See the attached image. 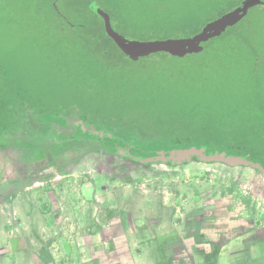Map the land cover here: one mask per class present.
I'll return each instance as SVG.
<instances>
[{
    "label": "rangeland",
    "instance_id": "obj_1",
    "mask_svg": "<svg viewBox=\"0 0 264 264\" xmlns=\"http://www.w3.org/2000/svg\"><path fill=\"white\" fill-rule=\"evenodd\" d=\"M91 1L105 9L116 31L143 40L190 34L162 25L170 18L201 24L240 0H180L163 10L128 0H60L59 6L68 22L89 20L98 29L99 19L87 7ZM48 6V0H0V78L3 83L7 79L11 89L1 92L0 99L8 102L2 106H7L6 112L16 111L0 131L2 137L50 138L55 133L37 135L49 125L43 119H50L53 108L64 112L70 105L84 120L81 114L117 121L156 138L191 139L204 136L159 125L173 119L216 124L227 114L236 115L237 107H247L252 110L246 120L256 122H245L235 131L240 136L264 135V4L252 7L242 21L259 50L263 73L258 85L233 46L223 48L221 64L211 77L182 63L176 67L178 77L169 71L142 72V65L133 67L104 35L103 47L111 54L100 58L88 42L99 30L79 26L69 37L72 29L52 16ZM117 62L125 66L118 73L102 68ZM32 106L45 111L40 121L26 115L25 109ZM15 123L22 133L11 132ZM71 155L67 151L58 160ZM77 162L73 174L64 176L35 170L22 179L0 173V215L10 204L34 216L50 213L52 225H58L61 215L65 230L79 223V228L102 231L100 241L117 250L126 245L140 248L142 264L152 255L159 264H264V183L250 170L200 163L144 168L89 155L79 156ZM86 189L90 201H84ZM93 214L96 219L89 218ZM35 223L42 225L40 218Z\"/></svg>",
    "mask_w": 264,
    "mask_h": 264
},
{
    "label": "water",
    "instance_id": "obj_2",
    "mask_svg": "<svg viewBox=\"0 0 264 264\" xmlns=\"http://www.w3.org/2000/svg\"><path fill=\"white\" fill-rule=\"evenodd\" d=\"M261 4H264V0H241L233 8L206 21L195 33L143 40L132 39L116 31L109 14L95 1L89 3V8L102 19L105 35L128 59L137 61L157 53L183 57L201 52L204 42L221 35L229 27L241 21L252 7ZM58 119L63 120V123H70L76 130L69 133L59 132L46 139L22 136L10 140L0 134L1 175H6L5 173L8 172L15 178L24 179L31 177L35 170L55 171L59 176L73 174L78 157L89 155L114 157L127 165H139L144 168L152 165L176 167L200 163L248 169L264 183V166L241 155L224 150H212L206 145L143 148L136 145L134 138L106 129L98 130L81 119L52 116V120L60 124ZM67 151H71L72 155L59 161L58 158Z\"/></svg>",
    "mask_w": 264,
    "mask_h": 264
},
{
    "label": "trees",
    "instance_id": "obj_3",
    "mask_svg": "<svg viewBox=\"0 0 264 264\" xmlns=\"http://www.w3.org/2000/svg\"><path fill=\"white\" fill-rule=\"evenodd\" d=\"M88 10H91L89 8V4H88ZM93 15L96 16L94 13ZM217 16L218 15H216L215 17ZM96 17L98 19L100 18L98 16ZM215 17H211L210 19H213ZM242 21L243 19L239 21L237 24L229 27L221 35L214 37L208 40L207 42H204L203 50L201 52L188 54L183 58L174 57L167 53H157L155 55H150L148 57L140 58L139 60L134 62L128 59L112 42V40L105 35L103 29V22L101 20H99L98 29L92 23L91 24L87 22L85 23L87 27L91 29L96 28L99 31L94 35L92 39L88 40L87 38H85L84 41L88 40V42H91L94 45L93 50H97L98 56H100V58H105L111 54V51H108L103 47V40L101 39L100 36L104 35V37L108 38L113 43L116 50L119 51L126 59H128L130 64H133V67L134 64L142 65L141 66L142 72L155 71V70L169 71L172 74L171 75L172 77L179 76L176 67L181 63L185 67L190 66L192 69L195 70H202L203 72L206 71L209 73L207 74V76L211 77L213 71L218 69L221 64L220 62L222 61L221 55L223 48H225L226 46H233L234 49L237 50L238 54H240V56L244 58L245 63H247L248 73L250 74L252 83L258 85L260 83L259 77H261V74L263 73L261 65L259 64V58H258L259 50L249 40L248 31L244 28L246 26L243 24ZM202 25H200L197 28L194 27L188 32L190 34L195 33L200 29ZM183 27H187V26L183 25ZM230 28L232 29L229 30ZM81 43H82V48L85 51H87L88 50L86 48L87 46L85 45L86 46L85 47L82 41ZM109 67L115 69L116 70L115 73H118L125 66L120 62L102 66V68L105 69H109ZM2 86L4 91L11 92V89L9 88V81L7 79L5 80ZM250 110H252V108H250ZM250 110L249 108L246 107L243 111H240L238 110L237 107V113L235 112L236 115L230 116L229 114H227L226 117L224 116L225 120L216 124L211 123V124L202 125L201 123L196 122L195 120L182 121L180 119H173L171 123L159 125L168 128L172 127L177 129L191 130L192 133L202 134L204 136V138L202 139H191L190 137L156 138L144 132L143 130L142 132L138 133L134 131L132 127L125 128L124 126L120 125L117 121H113V120L107 121V118H103V117L94 119L81 114L82 116H84L85 120L82 119L81 117H78L77 119H81L85 123L92 124L98 130L106 129L114 133H118L119 135L125 137L134 138L136 145L142 146L143 148L162 147V146L185 147L190 145H197V146L206 145L208 146L209 149L224 150L231 154L241 155L248 159L259 162L264 166V135L254 134L250 132V135L240 136L235 131V128L237 126L246 124L245 122L247 123L256 122V120H251V119L246 120L245 117L249 115V113L251 112ZM256 111L258 110L256 109ZM54 113L56 112H53L50 119H44V120L52 124V123H57L52 120V116H57V117L64 116L67 119H71L66 114L63 113L54 114ZM40 114L41 113H39V116ZM175 116L180 117L181 114L177 113ZM57 121H59L61 126L65 128L69 127V130L64 131L66 133L76 130L70 123H63L62 122L63 120L60 119H58ZM64 124L66 125L64 126ZM59 131L60 130L58 129L52 133L57 134L59 133Z\"/></svg>",
    "mask_w": 264,
    "mask_h": 264
},
{
    "label": "crops",
    "instance_id": "obj_4",
    "mask_svg": "<svg viewBox=\"0 0 264 264\" xmlns=\"http://www.w3.org/2000/svg\"><path fill=\"white\" fill-rule=\"evenodd\" d=\"M82 194L84 201L91 200L88 189ZM10 208L0 215V238L3 237L0 241V264H142L140 248L131 250V246L126 245V248L123 246L117 250L115 245L100 241L102 231L79 228V223L65 230L61 215L58 225H52L50 213L34 216L19 209L18 205L14 208L10 204ZM22 211L26 215L21 214ZM37 218L41 219L42 225L35 223ZM89 218L96 219L94 214ZM67 233L72 235L68 237ZM9 252L13 256L8 257ZM146 261L145 264H159L153 255Z\"/></svg>",
    "mask_w": 264,
    "mask_h": 264
},
{
    "label": "flooded vegetation",
    "instance_id": "obj_5",
    "mask_svg": "<svg viewBox=\"0 0 264 264\" xmlns=\"http://www.w3.org/2000/svg\"><path fill=\"white\" fill-rule=\"evenodd\" d=\"M59 1L60 0H48V4H49V6H48V8H49V11L51 12V14H52V16L54 15V16H56L57 18L59 17L62 21H64L65 22V24L69 27V30H71L72 29V33L70 32V33H67V35L69 36V37H72V36H74V32H73V29L75 28H77V27H86V25H85V23L87 22V23H89L88 21L89 20H87V21H81V23L79 22V23H70V22H68L67 20H65L66 19V16L67 15H64V13L62 12V10H61V8H60V6H59ZM241 1V0H240ZM239 1V2H240ZM239 2H237V3H239ZM90 3V2H89ZM88 3V4H89ZM88 7V6H87ZM101 7V6H100ZM102 8V7H101ZM103 9V8H102ZM104 11H105V9H103ZM91 11V10H90ZM224 11H226V10H219V11H217V13H215V15L217 14V15H220V14H222ZM92 12V11H91ZM220 12V13H219ZM219 13V14H218ZM215 17V16H214ZM210 18H207L205 21H203L201 24L199 23V24H194V20H188V19H185L184 21H182V23L181 24H183V25H185V26H187V27H180L181 26V24H180V22L178 21V20H173L172 18H170L167 22H166V25H162V26H170L171 28H174V29H180V30H186V31H189V30H191L192 28H197V27H199L200 25H202L203 23H205L206 21H208ZM69 20V19H68ZM99 20H101L102 21V19L101 18H99ZM67 21V22H66ZM68 23V24H67ZM57 25H58V23H56ZM60 26V25H59ZM61 29V28H60ZM91 29V28H90ZM92 30V29H91ZM72 35V36H71ZM94 36H92V38H93ZM134 62H136V61H134ZM3 79H1L0 78V95H2L1 94V92H3L4 91V89H3ZM5 99L6 98H8V97H4ZM21 102L25 105V104H30L29 102H27V101H25V100H23V99H21ZM8 104V102H7V100L5 101V100H2V99H0V131H5V128L6 127H8L9 126V121L7 120L9 117H12V115H14V118H15V112L16 111H14V109L13 110H11V111H7L6 112V109H7V106H5V107H2L3 105H7ZM31 106V105H30ZM20 107V106H19ZM18 107V108H19ZM35 106H32V107H28L27 109H25L26 111V115L28 116H32V117H35V118H37V121H40L39 119H38V116H39V113H38V111H36V109L34 108ZM18 108H16L15 110H17ZM21 108V107H20ZM19 108V109H20ZM54 109V112H61L59 109H57V108H53ZM52 109V110H53ZM13 112V113H12ZM37 112V113H36ZM40 113H42L43 114V112H45L44 110H42V111H39ZM61 113H63V114H66L69 118H71V119H77L78 118V114H79V109L77 108L76 109V107H75V105H70L69 106V109H66V110H64V112H61ZM17 115V114H16ZM25 115V114H24ZM40 117V116H39ZM43 119V118H42ZM10 120V119H9ZM44 120V119H43ZM47 122V121H46ZM49 125H48V127L47 128H45L46 130L44 131V132H37V135H40V136H45V135H47L48 133H52V132H55L56 130H60L59 132H64L65 130H69V127H67V128H65V127H63V126H61L60 124H58V123H49V122H47ZM5 127V128H4ZM13 127V126H12ZM10 130H12L11 132H18V133H22L23 132V130H22V127H20L19 125H17V123H15L14 124V127L12 128V129H10ZM36 136V135H35ZM39 137V136H38Z\"/></svg>",
    "mask_w": 264,
    "mask_h": 264
},
{
    "label": "snow or ice",
    "instance_id": "obj_6",
    "mask_svg": "<svg viewBox=\"0 0 264 264\" xmlns=\"http://www.w3.org/2000/svg\"><path fill=\"white\" fill-rule=\"evenodd\" d=\"M128 2L151 3L154 6H158L161 10H163L167 5L180 2V0H128ZM0 71H2V62H0Z\"/></svg>",
    "mask_w": 264,
    "mask_h": 264
}]
</instances>
